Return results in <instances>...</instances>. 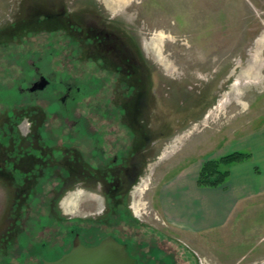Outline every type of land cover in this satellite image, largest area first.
<instances>
[{
  "label": "rangeland",
  "instance_id": "obj_1",
  "mask_svg": "<svg viewBox=\"0 0 264 264\" xmlns=\"http://www.w3.org/2000/svg\"><path fill=\"white\" fill-rule=\"evenodd\" d=\"M39 72L63 93L27 94ZM63 82L81 88L67 109ZM263 128L264 0H0V264L57 259L76 232L116 233L143 264H264V196L228 238L185 243L158 199ZM133 154L131 196L68 166L104 155L119 174Z\"/></svg>",
  "mask_w": 264,
  "mask_h": 264
},
{
  "label": "crops",
  "instance_id": "obj_2",
  "mask_svg": "<svg viewBox=\"0 0 264 264\" xmlns=\"http://www.w3.org/2000/svg\"><path fill=\"white\" fill-rule=\"evenodd\" d=\"M232 150L252 155L227 166L230 175L223 184L199 186L197 179L203 165L199 161L184 167L159 190L161 210L171 220L173 229L187 237L178 236L180 242H201L204 235L211 236L216 231L221 234L215 240L228 238L223 229L228 227L234 211L246 201L264 196V128L252 132ZM246 240L241 239L243 243Z\"/></svg>",
  "mask_w": 264,
  "mask_h": 264
},
{
  "label": "flooded vegetation",
  "instance_id": "obj_3",
  "mask_svg": "<svg viewBox=\"0 0 264 264\" xmlns=\"http://www.w3.org/2000/svg\"><path fill=\"white\" fill-rule=\"evenodd\" d=\"M34 63H35L36 66L39 67V65L36 62H34ZM55 83L56 82L54 81L52 75H49V74L47 75V74H44L42 72H39V73L35 74L34 77H32V81L28 85L20 86V87L25 92L27 91V94H35L36 96H38L42 92H45V93H52V96L57 98L58 93H60V94L63 93V90H62L63 88L60 89L58 91V93H56L55 88H56V84L57 83L56 84ZM63 84L66 85V88H64V89H66V91L64 92V95H62L60 97V100H61V103H63L62 108L65 109L66 105L69 102V100L71 98H73V90L76 88V90L79 91L81 88L78 85H74L75 86L74 87L73 83L63 82ZM53 90H55V93H53L54 92ZM38 98H40V96L37 97V99ZM36 127H37V124H36ZM98 141L101 142V140H98ZM46 152H48V150H46ZM135 155L136 154H133L130 157V161H129L130 165L125 164V165H123L120 168L119 174L117 172H113V174H109V173L106 172V167L104 165V162H105L104 155H102V157H101L102 161H100L98 163L97 168H93L88 163L83 164V163H80V162H77L78 165L76 163L74 164V163L70 162V163H68V166H69L70 169H74V171L76 170L78 175H83L84 174L85 176L92 177V178H94V180H97L96 182L98 183V186H99L98 189H100V191L103 192L104 194L106 192L117 194L115 191H119V194H123V195H127L128 194V195L131 196V194H132L131 192L133 191V188L136 185V182L138 181V179H140V175L143 173V169L145 168L144 165L141 166L140 164H138V161H134L135 158H133V157ZM6 158H8V157H6ZM127 159H128V157H126L125 160L124 159H122V160L127 163L128 162ZM40 166H42V165H40ZM69 168L67 167L68 173H70ZM121 174L124 175L123 176V180H122L123 186H121V188L117 187V186H113V185L116 184V180L112 182V179L117 178V176L119 175V177H120L119 180H120L121 176H122ZM120 182L121 181H119L117 184H120ZM111 187H113V188L111 189ZM72 232H75V229H72ZM77 236L80 237L81 241L84 244L88 245L87 244L88 241L86 240V237L84 236V234H82L80 232H76L74 234L73 241H74L75 237H77ZM109 236H113L116 239H119V236L116 233L109 234L107 237H109ZM103 239H104V237L101 238L99 241H101ZM73 241H72V244H73ZM99 241H97V242H99ZM90 244H95V243H89V245ZM132 256L137 258V261H138L139 264H143L141 262V259L138 256H136L135 254H133Z\"/></svg>",
  "mask_w": 264,
  "mask_h": 264
},
{
  "label": "water",
  "instance_id": "obj_4",
  "mask_svg": "<svg viewBox=\"0 0 264 264\" xmlns=\"http://www.w3.org/2000/svg\"><path fill=\"white\" fill-rule=\"evenodd\" d=\"M44 264H139L130 254L128 245L109 236L94 245L84 244L75 237L69 251L54 260H43Z\"/></svg>",
  "mask_w": 264,
  "mask_h": 264
},
{
  "label": "trees",
  "instance_id": "obj_5",
  "mask_svg": "<svg viewBox=\"0 0 264 264\" xmlns=\"http://www.w3.org/2000/svg\"><path fill=\"white\" fill-rule=\"evenodd\" d=\"M251 153L233 151L218 159H210L204 162L198 175L199 186H219L229 177L230 171L226 166L251 157Z\"/></svg>",
  "mask_w": 264,
  "mask_h": 264
}]
</instances>
